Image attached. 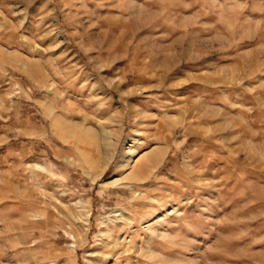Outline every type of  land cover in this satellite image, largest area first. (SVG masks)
<instances>
[{
	"label": "rangeland",
	"instance_id": "1",
	"mask_svg": "<svg viewBox=\"0 0 264 264\" xmlns=\"http://www.w3.org/2000/svg\"><path fill=\"white\" fill-rule=\"evenodd\" d=\"M0 264H264V0H0Z\"/></svg>",
	"mask_w": 264,
	"mask_h": 264
},
{
	"label": "bare ground",
	"instance_id": "2",
	"mask_svg": "<svg viewBox=\"0 0 264 264\" xmlns=\"http://www.w3.org/2000/svg\"><path fill=\"white\" fill-rule=\"evenodd\" d=\"M151 156H153V155H151ZM153 158V157H152ZM151 159V158H150ZM110 161V160H109ZM148 161V160H147Z\"/></svg>",
	"mask_w": 264,
	"mask_h": 264
}]
</instances>
